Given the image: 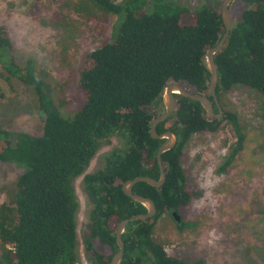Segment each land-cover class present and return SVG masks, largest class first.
<instances>
[{"label":"trees","instance_id":"1","mask_svg":"<svg viewBox=\"0 0 264 264\" xmlns=\"http://www.w3.org/2000/svg\"><path fill=\"white\" fill-rule=\"evenodd\" d=\"M71 1L86 22L110 24L108 17L116 19L111 37L82 59L79 85L84 103L71 117L61 113L67 101L56 102L50 71L32 60L25 66L13 60L10 35L0 28V77L8 84L20 82L34 93L43 125L37 136L0 126V161L23 167L11 195L0 203V264H78L80 205L74 182L80 177L93 205L84 252L90 264H109L118 251L116 226L147 213L123 193V185L140 176L160 177L157 153L164 141L153 139L150 128L164 111L165 88L176 83L212 99L205 56L225 33L222 1H204L195 9L179 0ZM242 2L245 7L215 56L216 94L225 115L213 119L200 103L176 95L175 111L157 128L159 134L172 131L178 137L176 147L162 156L166 182L159 189L146 183L133 188L134 194L153 200L157 215L127 226L123 264H205L170 256L164 244L155 240L154 229L158 219L179 214L201 195L187 186L182 162L184 148L193 136L217 133L224 124L232 127L236 141L217 170L220 175L229 172L245 149L246 129L225 104L233 88L261 93L256 114L264 120V0ZM96 28L100 34L106 31L104 25ZM113 137L123 140L122 147L107 154L100 169L86 174L99 150ZM261 151L264 144L256 148ZM249 205L252 214L239 219L238 235L247 222H262L258 221L264 215L262 204L253 201ZM95 241L112 253L99 252ZM246 247L249 255L254 254L253 247Z\"/></svg>","mask_w":264,"mask_h":264},{"label":"rangeland","instance_id":"2","mask_svg":"<svg viewBox=\"0 0 264 264\" xmlns=\"http://www.w3.org/2000/svg\"><path fill=\"white\" fill-rule=\"evenodd\" d=\"M204 1L212 0H179L191 9ZM70 2L74 4L71 0H0V28L10 35L11 58L21 66L32 60L50 71L56 102L67 101L61 109L66 117L73 116L84 103L79 85L82 59L102 46V40L111 37L116 22L112 16L108 17L110 24L99 20L86 22L84 15L74 11ZM244 7L242 0L233 1L234 21ZM97 25L105 26L104 34L98 32ZM260 96L255 90L238 86L225 97L227 110L238 115L247 135L245 149L227 174L220 175L217 170L236 141L229 124H224V128L214 134L195 135L185 146L182 162L187 186L201 195L180 209L181 227L172 215H164L156 221L154 238L164 244L170 256L188 262L205 261V264H264V215L258 218L261 223L242 225L244 230L238 235L239 219H247L252 214L249 203L260 202L264 209V151L256 152V148L264 144V120L256 114ZM35 99L28 87L15 80L8 84L0 77V126L41 135L42 116ZM122 143L121 138L113 137L110 144L99 150L86 174L100 169L104 157L114 148L122 147ZM22 173L23 167L0 161V203L11 195ZM74 186L80 205L78 264H90L83 243L89 233L93 205L84 192L83 177L78 178ZM246 244L253 247L254 254L247 253ZM95 245L101 253H112L111 248L102 246L99 241H95Z\"/></svg>","mask_w":264,"mask_h":264},{"label":"water","instance_id":"3","mask_svg":"<svg viewBox=\"0 0 264 264\" xmlns=\"http://www.w3.org/2000/svg\"><path fill=\"white\" fill-rule=\"evenodd\" d=\"M233 1L234 0L222 1L221 18L225 25V33L222 39L219 41V43L214 48L210 49L205 56L206 65L208 71L210 72L209 88L212 99H210L209 97L203 94H192L176 83L169 84L164 90L163 93V103L165 108L164 112L153 121L150 128V134L153 139L164 141V143L162 144V146L160 147L157 153V162L160 169V177L158 180H155L148 176H140L133 180H129L125 182V184L123 185L122 187L123 193L134 202L143 205L147 209V213L135 215L131 218L125 219L116 226L115 238L118 246V251L113 255L109 264H123L124 251H125L123 234L125 233L127 226L130 223L136 221H141V222L149 221L157 215V208L153 200H151L150 198H146L142 195L134 194L133 188L138 183H146L151 187L159 189L163 187L166 182V172H165L162 156L166 152H169L176 147L178 143V137L172 131H166L162 134H159L157 133V128L160 124L167 121L175 111L176 95L200 103L203 109L205 110L206 114L213 119L221 120L224 117V110L222 109L216 94V90L219 82V72L215 62V56L224 48V45L234 26V20L230 9V6L232 5ZM263 93H264V89H263ZM215 106L217 107L219 113H216ZM172 215L178 223L181 222L180 216L178 215L177 212H173Z\"/></svg>","mask_w":264,"mask_h":264},{"label":"flooded vegetation","instance_id":"4","mask_svg":"<svg viewBox=\"0 0 264 264\" xmlns=\"http://www.w3.org/2000/svg\"><path fill=\"white\" fill-rule=\"evenodd\" d=\"M232 6V5H231ZM231 6H230V9H231ZM217 107L215 106V111H216ZM223 109V108H222ZM218 110V109H217ZM216 113H219V112H216ZM225 115V113H224ZM223 119V118H222ZM173 213V212H172Z\"/></svg>","mask_w":264,"mask_h":264},{"label":"bare ground","instance_id":"5","mask_svg":"<svg viewBox=\"0 0 264 264\" xmlns=\"http://www.w3.org/2000/svg\"><path fill=\"white\" fill-rule=\"evenodd\" d=\"M221 105V104H220Z\"/></svg>","mask_w":264,"mask_h":264}]
</instances>
